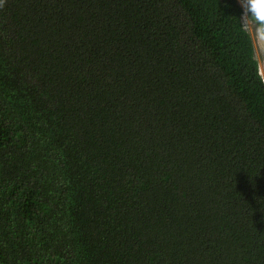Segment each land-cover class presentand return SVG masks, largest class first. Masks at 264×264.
<instances>
[{"label":"trees","instance_id":"obj_1","mask_svg":"<svg viewBox=\"0 0 264 264\" xmlns=\"http://www.w3.org/2000/svg\"><path fill=\"white\" fill-rule=\"evenodd\" d=\"M237 0H0V264H264V76Z\"/></svg>","mask_w":264,"mask_h":264},{"label":"clouds","instance_id":"obj_2","mask_svg":"<svg viewBox=\"0 0 264 264\" xmlns=\"http://www.w3.org/2000/svg\"><path fill=\"white\" fill-rule=\"evenodd\" d=\"M237 3L239 28L250 36L255 46L264 40V0H237ZM258 63L264 65V57H260ZM260 74L264 76V72Z\"/></svg>","mask_w":264,"mask_h":264},{"label":"rangeland","instance_id":"obj_3","mask_svg":"<svg viewBox=\"0 0 264 264\" xmlns=\"http://www.w3.org/2000/svg\"><path fill=\"white\" fill-rule=\"evenodd\" d=\"M253 47H254V53H255V56H256L257 60L260 57H264V40L259 41V43L257 45H255V46L253 44ZM259 68H260V72H264V65L259 63Z\"/></svg>","mask_w":264,"mask_h":264}]
</instances>
